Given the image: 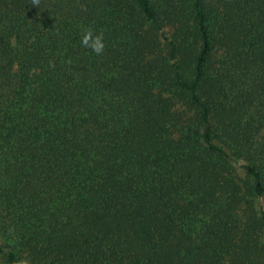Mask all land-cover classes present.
Wrapping results in <instances>:
<instances>
[{
	"label": "trees",
	"instance_id": "trees-1",
	"mask_svg": "<svg viewBox=\"0 0 264 264\" xmlns=\"http://www.w3.org/2000/svg\"><path fill=\"white\" fill-rule=\"evenodd\" d=\"M257 197L264 0H0L1 264H264Z\"/></svg>",
	"mask_w": 264,
	"mask_h": 264
},
{
	"label": "clouds",
	"instance_id": "clouds-1",
	"mask_svg": "<svg viewBox=\"0 0 264 264\" xmlns=\"http://www.w3.org/2000/svg\"><path fill=\"white\" fill-rule=\"evenodd\" d=\"M32 4L39 6L40 0H32ZM81 45L98 56L102 55L106 46L103 32L95 33L92 28H85L81 37Z\"/></svg>",
	"mask_w": 264,
	"mask_h": 264
},
{
	"label": "rangeland",
	"instance_id": "rangeland-1",
	"mask_svg": "<svg viewBox=\"0 0 264 264\" xmlns=\"http://www.w3.org/2000/svg\"><path fill=\"white\" fill-rule=\"evenodd\" d=\"M166 31H168V28H164ZM238 163H243L242 160H239ZM233 169H232V174H234V176L239 179V178H242L243 177V172H242V169L240 167H238V165H233L232 166ZM252 207L254 210H258V209H261L264 207V198L263 197H257L253 200L252 202ZM259 238H260V241L263 243L264 242V233L263 231H260L259 232ZM1 264V263H0Z\"/></svg>",
	"mask_w": 264,
	"mask_h": 264
}]
</instances>
